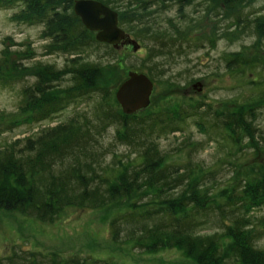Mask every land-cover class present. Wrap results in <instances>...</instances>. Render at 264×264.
<instances>
[{
  "label": "trees",
  "instance_id": "16d2710c",
  "mask_svg": "<svg viewBox=\"0 0 264 264\" xmlns=\"http://www.w3.org/2000/svg\"><path fill=\"white\" fill-rule=\"evenodd\" d=\"M98 1L115 9L119 26L145 44L151 70L148 59L129 70L146 73L156 85L173 86L174 66L192 48H214L222 38H253L222 54V73L264 70V1L259 9L253 7L258 0ZM73 3L0 0V8L15 9L12 21L43 25L44 54L64 56L62 66L37 60L27 67L33 82L22 88L18 111L27 112L24 120L39 128L0 145V209L54 224L68 209L118 205L108 222L115 245L139 254L174 248L196 264H264V249L255 245L258 232L264 233V215L255 213L264 208V161L234 166L222 181L194 157L197 144L182 129L191 118L212 141L220 136L236 146L247 139L254 153L263 150L255 137L264 133L256 123L264 115V78L247 83L260 85L259 96L234 106L181 99L124 114L114 93L127 74L114 78L116 48L95 40ZM171 6L178 17L166 18L167 26L157 23L156 14ZM189 6L193 12L199 8L197 16L188 12ZM198 22L204 24L196 29ZM89 103L87 110L84 104ZM70 105L78 109L66 120L42 126ZM110 127L113 132L107 135ZM175 132L180 141L161 145L169 136L177 140ZM187 147L185 162L170 160ZM0 264L111 263L12 245Z\"/></svg>",
  "mask_w": 264,
  "mask_h": 264
},
{
  "label": "rangeland",
  "instance_id": "374dc122",
  "mask_svg": "<svg viewBox=\"0 0 264 264\" xmlns=\"http://www.w3.org/2000/svg\"><path fill=\"white\" fill-rule=\"evenodd\" d=\"M264 0H258L253 7L259 9ZM194 6L188 7V12L198 15L199 8L193 12ZM15 9L0 8V145L11 138L28 135L36 131L39 126L32 125L24 120L28 113L18 111L22 100L21 90L24 85L33 82V77L28 74L33 61L55 63L62 66L64 56L59 54H44L45 41L39 37L43 28L42 24L17 23L10 19ZM115 10V9H114ZM116 11V10H115ZM176 6L156 14V22L166 25V18H177ZM201 24H204L200 22ZM196 23V29L200 27ZM135 41L136 48L130 43L121 42L116 46L117 60L114 64L115 79L127 74L129 67L139 68L138 65L149 58L147 48L141 41L129 34ZM252 37L246 36L240 40L228 41L219 39L214 48L207 44L192 48L189 57L174 66L175 84L154 83L151 95V104H172L176 100L188 99L202 101L215 107L220 105L234 106L248 96H259L260 85H247L251 80L264 78V70L258 72L250 69H237L233 72H223L221 56L226 51L241 49V45L250 44ZM146 43V42H145ZM8 50V51H6ZM222 63V66H221ZM19 65L21 69H15ZM147 67L151 63H146ZM146 69V68H145ZM143 68V70L145 71ZM151 70V66H150ZM28 71V74L26 73ZM217 72H220L219 74ZM113 78V77H112ZM110 78L109 81L113 80ZM202 83V90L197 91L192 87L195 81ZM264 88V86H263ZM91 103L84 104V108L91 109ZM78 105H70L53 118L45 121L42 126H51L59 121L66 120ZM257 124L264 126V115L258 119ZM183 133L196 142L194 157L202 160L205 166L218 172L217 176L225 180L232 173V168H242L252 162L264 161V149L254 153L255 148L246 139L234 146L228 138L210 140L207 135L198 131L193 119L189 118L182 124ZM113 127L108 128L106 134L111 135ZM174 135L177 140L169 136L163 138L161 145L169 146L181 140L179 132ZM253 147V148H252ZM190 147L174 155L170 160L185 162L186 151ZM243 148V149H242ZM242 171V170H241ZM216 188H214L215 190ZM217 193V189L214 191ZM119 206H110L104 209H68L54 224H43L36 220L27 219L18 213L6 212L0 209V256L5 255L12 245H20L24 249L55 251L64 256L80 255L102 258L111 264H196L185 259L182 254L174 249H164L155 254H139L127 246L112 243L109 234L108 222L112 213ZM257 215H264V208L256 210ZM262 229V224L255 229ZM255 245L264 249V233L258 232Z\"/></svg>",
  "mask_w": 264,
  "mask_h": 264
},
{
  "label": "water",
  "instance_id": "95a60500",
  "mask_svg": "<svg viewBox=\"0 0 264 264\" xmlns=\"http://www.w3.org/2000/svg\"><path fill=\"white\" fill-rule=\"evenodd\" d=\"M73 11L85 28L94 32L95 40L114 47L123 41L135 45V41L119 26L117 11L101 1L74 0ZM192 87L201 91L202 83L196 81ZM153 89L154 83L146 73L128 70L126 78L117 86L114 96L124 114H133L149 106Z\"/></svg>",
  "mask_w": 264,
  "mask_h": 264
},
{
  "label": "bare ground",
  "instance_id": "6f19581e",
  "mask_svg": "<svg viewBox=\"0 0 264 264\" xmlns=\"http://www.w3.org/2000/svg\"><path fill=\"white\" fill-rule=\"evenodd\" d=\"M199 81V80H198ZM196 82V81H195ZM194 83V82H193ZM192 83V84H193ZM257 123V122H256ZM247 140V139H246ZM255 140H257V142L259 143L260 146L264 145V133H261V137L260 136H256ZM248 141V140H247ZM177 250V249H176ZM186 259V258H185ZM188 259V258H187ZM190 261H193L191 259H188ZM194 262V261H193Z\"/></svg>",
  "mask_w": 264,
  "mask_h": 264
}]
</instances>
